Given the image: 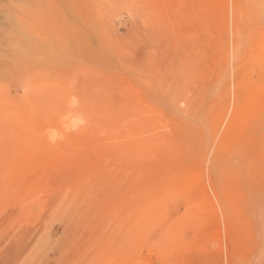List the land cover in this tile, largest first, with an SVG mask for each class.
I'll return each instance as SVG.
<instances>
[{"label":"rangeland","instance_id":"374dc122","mask_svg":"<svg viewBox=\"0 0 264 264\" xmlns=\"http://www.w3.org/2000/svg\"><path fill=\"white\" fill-rule=\"evenodd\" d=\"M0 117V264H264V0H0Z\"/></svg>","mask_w":264,"mask_h":264},{"label":"bare ground","instance_id":"6f19581e","mask_svg":"<svg viewBox=\"0 0 264 264\" xmlns=\"http://www.w3.org/2000/svg\"><path fill=\"white\" fill-rule=\"evenodd\" d=\"M149 66V65H148ZM148 69V68H147ZM90 91V90H89ZM91 92V91H90ZM92 94V93H91ZM91 102V101H90ZM115 114V113H114ZM99 117L101 116V115H98ZM103 116V115H102ZM105 116V115H104ZM107 117V116H106ZM109 117V116H108ZM114 117H116V116H114ZM1 118V117H0ZM104 118V117H103ZM120 119V118H119ZM103 120V119H102ZM101 120V118H95V117H93V118H91V123L90 124H93V126L94 125H96L97 123H98V121H102ZM107 120V119H106ZM135 123V122H134ZM140 124V123H139ZM135 125V124H134ZM90 128V127H89ZM93 128V127H92ZM95 128V127H94ZM97 128V127H96ZM93 130V129H92ZM88 132V131H87ZM96 132H97V130H96ZM52 134V133H51ZM97 134V133H96ZM128 134V133H127ZM131 134H133V133H131ZM134 135V134H133ZM131 137H132V135H130ZM148 135H146V137H147ZM54 137V136H53ZM131 137H128V139L130 138L131 139ZM145 138V137H144ZM134 140H132V141H137V142H139L138 140H135V137L133 138ZM149 139V138H148ZM144 140V139H143ZM152 140V139H151ZM142 142V141H141ZM151 142V141H150ZM148 144V143H147ZM133 145V144H132ZM136 145V144H135ZM149 145V144H148ZM144 146V144H142V147ZM147 146V145H146ZM133 147V146H132ZM131 147V148H132ZM134 147H136V146H134ZM141 147V148H142ZM130 148V147H129ZM130 148V149H131ZM137 148V147H136ZM140 148V147H139ZM140 148V149H141ZM144 148V147H143ZM142 148V149H143ZM128 150V149H127ZM139 150V149H138ZM38 185V184H37ZM47 185V184H46ZM12 186V185H11ZM38 188V187H37ZM40 189V188H39ZM20 190V189H19ZM25 191V190H24ZM38 191V190H37ZM59 191V190H58ZM27 192V191H26ZM38 193H40V192H38ZM33 195V194H32ZM36 195V194H35ZM10 196V195H9ZM31 197V196H30ZM7 198V197H6ZM2 201V200H1ZM260 208L259 209H257L256 207H254V206H252V205H249L248 207H249V213L251 214V215H253V214H256V215H261V214H263L264 215V198H262L261 200H260ZM18 207V206H17ZM4 211V210H3ZM12 212V211H11ZM13 214H15V213H13ZM4 215V214H3ZM11 216V215H10ZM13 217V216H12ZM18 217V216H17ZM262 217V216H261ZM5 219V218H4ZM261 220V219H260ZM5 221V220H4ZM260 226V225H259ZM258 226H256V228H257ZM261 231V230H260ZM28 244V243H27ZM16 250V249H15ZM16 251H18V250H16ZM21 252V251H20ZM31 252V251H30ZM14 254H16V253H14ZM18 254V253H17ZM16 254V255H17ZM15 255V257H17ZM13 260H14V255H13V259H12V262H7V264H13ZM3 263H5V262H3Z\"/></svg>","mask_w":264,"mask_h":264}]
</instances>
